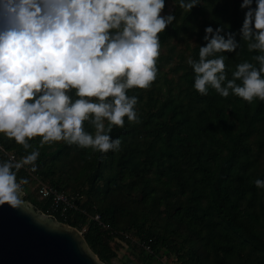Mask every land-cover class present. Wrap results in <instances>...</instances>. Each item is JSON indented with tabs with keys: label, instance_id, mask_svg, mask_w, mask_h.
<instances>
[{
	"label": "trees",
	"instance_id": "obj_1",
	"mask_svg": "<svg viewBox=\"0 0 264 264\" xmlns=\"http://www.w3.org/2000/svg\"><path fill=\"white\" fill-rule=\"evenodd\" d=\"M169 3L168 13L176 20L159 34L157 78L148 88L128 90L139 98L138 120L125 117L123 126H113L111 136L121 139L118 150L105 153L63 140L41 146L40 137L30 140L40 155L36 178L27 171L30 165L17 173L18 179H28L23 191L36 179L47 182L78 197L82 212L60 215L50 197H39L37 185L35 195L24 200L82 232L103 264L125 258L120 248L140 262L126 258L124 264H152L161 255L178 264H264V188L254 183L264 178V100L225 97L211 87L201 94L188 63L189 57L199 59L209 25H223L240 41L246 9L240 7L242 0H198L191 11L178 0H165L162 13ZM220 54L226 57L228 78L239 62L257 63L252 59L257 50L243 40L236 51ZM85 127L95 131L88 121ZM0 144L3 159L13 155L18 160L31 151L2 133ZM94 215L106 227L93 221Z\"/></svg>",
	"mask_w": 264,
	"mask_h": 264
},
{
	"label": "clouds",
	"instance_id": "obj_2",
	"mask_svg": "<svg viewBox=\"0 0 264 264\" xmlns=\"http://www.w3.org/2000/svg\"><path fill=\"white\" fill-rule=\"evenodd\" d=\"M178 3L191 11L198 0ZM240 7L246 9L240 41L223 25L205 28L199 59H188L194 88L264 100V0H242ZM164 8L165 0H0V133L31 149L18 160L0 158V204L26 203L28 179L17 173L38 167L33 137L41 146L63 140L105 153L120 148L113 126L138 120L139 98L128 90L156 80L159 34L176 20L174 13L161 15ZM242 40L257 50V63L239 62L228 78L218 53L236 51ZM254 183L264 188V178Z\"/></svg>",
	"mask_w": 264,
	"mask_h": 264
},
{
	"label": "water",
	"instance_id": "obj_3",
	"mask_svg": "<svg viewBox=\"0 0 264 264\" xmlns=\"http://www.w3.org/2000/svg\"><path fill=\"white\" fill-rule=\"evenodd\" d=\"M24 198V195H23ZM0 264H103L82 233L41 214L0 204Z\"/></svg>",
	"mask_w": 264,
	"mask_h": 264
},
{
	"label": "built area",
	"instance_id": "obj_4",
	"mask_svg": "<svg viewBox=\"0 0 264 264\" xmlns=\"http://www.w3.org/2000/svg\"><path fill=\"white\" fill-rule=\"evenodd\" d=\"M8 158H14L15 159V157L13 155H8ZM27 171L33 178L34 177L36 178V175H35L34 171L31 170V168L27 169ZM37 186H38L37 192H38L39 197L41 199L50 197L52 199V204H53L52 205V210L58 209L60 215H64L68 211H74V212H79L80 211V212H82L80 210L79 206H78V203H77L78 197L67 196L66 194H64L62 192L56 191L49 184H46V183H43V182H38ZM92 220L97 222L98 225H102V226L106 227L105 225H103L99 221V216L98 215H94L92 217ZM123 236L126 239H129L131 242H133L135 244L143 245L144 249L147 252H151V249H150V247L147 244H144V243L140 242L138 239L134 238L132 235H130L128 233H124Z\"/></svg>",
	"mask_w": 264,
	"mask_h": 264
},
{
	"label": "rangeland",
	"instance_id": "obj_5",
	"mask_svg": "<svg viewBox=\"0 0 264 264\" xmlns=\"http://www.w3.org/2000/svg\"><path fill=\"white\" fill-rule=\"evenodd\" d=\"M172 5L171 3H169L167 5V13L172 9ZM167 13H162L161 15H166ZM194 43L191 45L193 46ZM179 49V48H178ZM168 68H165L163 71L166 72ZM8 159V158H7ZM38 182H43V181H40L38 179H36L35 183H29L27 185V188L26 190L23 191V195L25 196L26 194L29 195V194H32V195H35V187H37L36 185H38ZM43 183H46L48 184L47 182H43ZM50 185V184H49ZM27 205L30 206L31 204H29L27 202ZM129 234V233H128ZM118 253L119 255H124L125 258H122L120 261L118 260H114L113 261V264H124L126 261V258L128 259H131L133 263H140L137 261L136 259V256L133 255V254H130L129 250L128 249H125V248H120L118 249ZM173 257L172 256H160V260L158 262H152V264H178L177 262L173 261Z\"/></svg>",
	"mask_w": 264,
	"mask_h": 264
}]
</instances>
